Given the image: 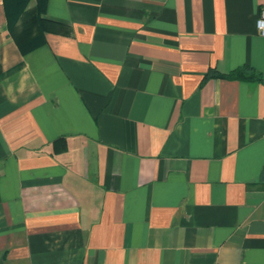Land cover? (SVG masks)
Masks as SVG:
<instances>
[{"label":"crops","instance_id":"crops-1","mask_svg":"<svg viewBox=\"0 0 264 264\" xmlns=\"http://www.w3.org/2000/svg\"><path fill=\"white\" fill-rule=\"evenodd\" d=\"M261 7L46 0L21 55L0 0V264H264Z\"/></svg>","mask_w":264,"mask_h":264},{"label":"trees","instance_id":"trees-1","mask_svg":"<svg viewBox=\"0 0 264 264\" xmlns=\"http://www.w3.org/2000/svg\"><path fill=\"white\" fill-rule=\"evenodd\" d=\"M31 2L33 5L29 7ZM2 5L8 34L14 40L21 55L43 45L45 33H68L66 27L42 17L46 0H2ZM211 77L239 81L260 80L259 74L248 67L235 69L226 75L210 72L204 76L203 81ZM57 145H61L59 150ZM52 148L54 152L65 150L64 138L55 139L52 142Z\"/></svg>","mask_w":264,"mask_h":264},{"label":"built area","instance_id":"built-area-1","mask_svg":"<svg viewBox=\"0 0 264 264\" xmlns=\"http://www.w3.org/2000/svg\"><path fill=\"white\" fill-rule=\"evenodd\" d=\"M255 29L258 36L264 38V7H261L258 11V15L255 20Z\"/></svg>","mask_w":264,"mask_h":264}]
</instances>
